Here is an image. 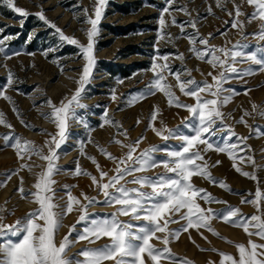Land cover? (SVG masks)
Instances as JSON below:
<instances>
[{
  "label": "rangeland",
  "instance_id": "rangeland-1",
  "mask_svg": "<svg viewBox=\"0 0 264 264\" xmlns=\"http://www.w3.org/2000/svg\"><path fill=\"white\" fill-rule=\"evenodd\" d=\"M14 3L17 7L25 9L29 15L22 18L7 6L5 0H0V39L10 37L5 40V52L0 53V88H3L5 95L12 100V103H9L0 97V111L13 126L9 129L0 125V180H5L6 175L11 171L19 170L21 164H29L32 167L31 171L20 170L18 175L12 176L6 186L0 187V206L14 211V215L5 214L4 223L8 225L37 207L31 202V196L22 199L17 189L20 187V177H23L25 193L36 191L33 185L37 174L46 168L47 162L38 156L18 159L15 149L6 146L2 137L11 133L14 137L34 142L35 145L43 148L44 154H47L45 141L50 137L46 133L57 132L55 124L44 116L51 112L47 101L51 100L59 106L65 97L70 98L78 87L76 81L85 64L78 47L62 42L55 29L41 21L35 13L43 11L46 19L60 28L64 35L86 45L88 42L86 32L91 28L86 21L88 18H95L98 0H14ZM234 3L240 5L244 13L238 18L243 22V28L231 27L236 19L233 0H226L223 8L216 6V0H172L170 5L166 0H107L98 25L99 33L94 38L96 64L81 100L86 108L77 109V116L69 121L68 138L57 150L59 159L56 163L60 171L53 177L56 181L53 187L57 204L61 207L65 205L67 196L64 185H69L74 186L70 188L72 195L80 198L82 203H85L81 196L82 192L101 201L88 208L90 219L93 216H110L116 211L118 206L102 203L104 197L92 185L89 177L73 175L78 162L82 169L91 172L99 179L96 166L87 158L89 156L95 157L109 177L114 174L115 163L102 155L97 145L120 157L127 152V149L113 143V139L128 144L144 137L137 152L155 145L161 149L155 156L157 159H163L166 158L164 155L166 151L179 150L182 143L180 140L162 141L148 127L154 107L160 112L156 121L157 127H160L159 122L162 120L169 128H179L181 133L190 134V130L182 124L190 114L184 108L169 106L164 93L155 88H153L154 95H148L147 98L129 106L128 101L139 93L147 92L156 79L152 71L153 63L167 64L168 68L156 70L164 77L162 83L171 85L180 102L195 104L194 98L180 92L175 74L179 73L182 81L193 78L198 82L207 80L212 83V77L208 73L216 75L220 71L219 67L214 69L206 62L208 57L205 60L198 59L191 51L193 47L201 50L206 47L199 43L200 37L208 39V45L216 48L231 49L233 45L240 44L246 45L239 49L246 54L256 52L258 56L264 55V52L260 51L264 49V40L256 35L260 31L261 22L258 19L248 21V16L254 11V7L249 6L246 0H234ZM166 6L169 7V12L163 13L165 26L162 28L159 19L162 9ZM209 7L212 9L211 12L208 11ZM181 8H186L187 14L181 11ZM229 12L233 15L229 16ZM173 17L176 20L175 25L171 23ZM189 21L195 22L196 27H191ZM180 25H183V31ZM210 33L211 37H209ZM190 37L196 39L195 44L190 42ZM44 53H47V56ZM181 54L182 60L179 58ZM217 55L221 54L217 53ZM163 56H168L169 59L165 61L161 58ZM235 66L241 71V76L231 75L224 84L225 89H233L235 94L231 102L221 108L225 120L222 124L217 122L216 128L219 130L209 139L216 147L223 146L225 142L238 143L240 137H247L246 144L251 150L238 152L237 155L252 156L255 167L246 159L244 161L237 159L235 162L242 171L254 172L257 180L254 181L237 173L232 166L233 160L229 159L226 153L210 150L205 154V160L209 165H214L217 160L221 161L218 166L210 167L212 176L226 182L232 191H226L200 176H193L192 183L198 188L206 189L218 200L227 202L209 205L198 200L202 207L217 210H226L229 206L237 207L244 216L248 217L258 214L257 209L252 204L241 203L242 196L249 200L253 199L257 187L264 194V117L258 115L259 112L264 111V72L259 71L258 65L247 60H238ZM249 69H252L254 74L243 75ZM9 71L13 74L11 85L7 83ZM206 98L211 97L206 96ZM253 104L257 106L255 112L252 108ZM13 105L21 113L20 118L13 112ZM245 110L251 113L244 117L248 126L238 122ZM105 112L109 119L122 126L119 130L111 124L100 126L104 123ZM21 119L30 127H25ZM137 120L140 123H137ZM84 123L88 124V128L84 127ZM228 126H231V131ZM122 130H127V139L119 134ZM233 132L235 135L232 134ZM89 133L91 143L88 142ZM81 141L85 145V155H81L80 152ZM200 147L203 148L202 145ZM163 172L164 169L160 166L137 175L154 177ZM127 179L131 180L132 177ZM127 187L137 186L128 184ZM144 190L150 191L147 188ZM261 210L264 211V202L261 204ZM79 215L77 210L64 218V227L56 236L57 242L68 234L69 227L76 224ZM120 219L128 221L129 217L121 216ZM133 223L139 225L142 222L133 221ZM183 223L181 221V224ZM211 225L232 243L219 239L206 229H201L200 232L207 237L205 240L195 229H189V232L182 233L178 240L170 242L169 247L174 257L177 260L181 258L190 260L193 264H209V262L220 264L222 259L220 252L238 258L235 245L241 243L247 245L248 235L241 228L225 224L218 218L213 219ZM84 226L83 223L76 224L77 232ZM180 226V224H171L170 228L178 229ZM189 234L195 244L189 239ZM75 236L76 232L71 238L74 239ZM251 239L257 243H264V240L256 236H252ZM107 243H109L107 238L94 244L79 241L68 250L67 254L72 257L85 248H97ZM152 243L157 248L164 247L159 240L153 239ZM213 248L217 251L213 252ZM161 264H169V262L162 260Z\"/></svg>",
  "mask_w": 264,
  "mask_h": 264
},
{
  "label": "snow or ice",
  "instance_id": "snow-or-ice-1",
  "mask_svg": "<svg viewBox=\"0 0 264 264\" xmlns=\"http://www.w3.org/2000/svg\"><path fill=\"white\" fill-rule=\"evenodd\" d=\"M5 2L9 8L22 18L29 15L25 9L17 7L14 0H5ZM106 2L107 0H98L95 7V18H88L86 21L91 25V28L86 32L88 41L86 45L81 44L73 37L64 35L60 28L46 19L43 11L35 13L41 21L55 29L62 42L78 47L79 54L83 57L85 64L79 79L76 81L78 87L70 98L65 97L59 106L51 100L47 101L51 112L44 114V116L54 123L57 129L55 134L46 133L50 137L45 141V147L48 148L47 154H44L43 148L35 145L34 142L14 137L11 133L2 137L6 146L15 149L18 159L24 160L25 156L28 159H31L32 156H38L47 162V166L37 174L36 182L33 185L36 189L34 192L25 193L23 177H20V187L17 191L22 199L31 196V202L37 205L35 209L18 218L13 224L8 225L4 223L5 214L14 215V211L7 209L5 206H0V264H109V262L110 264H149V261L151 264H161L162 260H167L169 264H193L192 261L184 258L177 260L169 247L170 242L178 240L181 234L188 233L189 229H195L202 238L207 240V237H204L203 233L200 232L201 229H206L219 239L232 243L212 227L211 221L217 218L232 227L241 228L249 237L247 245L243 243L235 245L238 250V258L220 252L219 255L222 257L220 264H225V262L227 264H264V243H257L251 239L252 236H256L260 240H264V211L261 210L264 194H262L259 187H257L253 199L249 200L243 196L241 198V203L252 204L257 209L258 214L246 217L237 207L229 206L226 210L202 207L198 200H202L209 205L212 203L226 204L227 202L218 200L206 189L198 188L192 183L193 176H200L226 191H232L226 182L217 180L212 176L209 170L210 167L218 166L221 161L217 160L214 165L210 166L208 161L205 160V154L210 150L226 153L229 159L233 160L232 166L237 173L254 181L257 180L254 172L242 171L235 162L237 159L241 161L246 159L255 167V160L252 156L241 157L237 155L238 152L251 150L250 146L246 144L247 137H240L238 143L225 142L223 146L217 145L216 147L209 139L219 130L216 128L217 122L219 121L222 124L225 120V114L221 111V108L230 103L235 94L233 89H225L224 84L230 79L231 75L241 76V71L235 66L238 60L250 61L259 66V71L264 72V55L258 56L256 52L246 54L244 51L239 50L246 47V45H233L231 49L216 48L208 45V39L199 38V43L206 47L203 50L193 47L191 51L195 53L198 59L205 60L208 57L206 62L214 69L219 67L220 71L216 75L211 72L208 73L212 77V83L207 80L198 82L193 78L182 81L180 74H175L180 92L185 96L194 98L195 104L180 102L171 85L162 83L164 77L156 70L157 68H168L167 64L158 65L153 63L152 71L155 73L156 79L147 92L132 97L128 101L129 106L147 98L148 95H154L153 88H155L164 93L169 106L184 108L190 114V117L182 121L183 126L190 130V134L181 133L179 128H169L162 120L159 122L160 127H157L156 121L160 112L158 108L154 107L148 127L162 141L180 140L182 143L179 150L166 151L164 153L166 158L157 159L155 154L161 151L158 146L153 145L137 152L144 137L128 144L113 139V143L127 149V152L120 157L112 155L106 148L97 145L99 152L115 163L112 176L109 177L108 173L102 170L95 157H87L96 166L99 179L91 172L82 169L77 162L73 175L89 177L92 185L102 193L104 197L102 203L108 206H118L115 212L111 213L110 216H93L90 219L88 208L101 201L82 192L81 196L85 201V203H82L80 198L72 195L70 188L74 186L69 185H64L67 196L65 205L61 207L55 202L56 192L53 186L56 181L53 177L60 171L56 163L59 159L57 150L68 138L69 121L77 116V109L86 108L81 100L86 85L90 82L93 67L96 64L94 38L99 33L98 25ZM225 2L226 0H216V6L223 8ZM166 3L170 5L172 0H166ZM246 3L254 7V11L248 16V21L258 19L261 22L260 31L256 35L259 39L264 40V0H246ZM233 4L236 19L232 22L231 27L243 28V22L238 18L244 13L241 6L236 5L234 0ZM180 10L185 11L187 14L186 8ZM208 11H212L211 7ZM168 12V6L162 9L159 19L162 28L165 26L163 13ZM228 14L229 16L233 15L232 12ZM21 23H23V20H21ZM171 23L176 24L174 17ZM189 24L193 28L196 27L195 22L189 21ZM180 27L183 31V25H180ZM209 37H211V33ZM7 39H10V37L0 39V53L5 52V40ZM189 39L192 44L196 43L195 38L190 37ZM260 51L264 52V49ZM217 53L221 55H217ZM44 55L47 56V53H44ZM161 58L165 61L169 59L168 56ZM179 58L182 60L183 55L181 54ZM252 74H254L252 69L243 73V75ZM12 75L9 71L7 79L9 85L12 83ZM188 75L190 76L191 73L189 72ZM206 96L211 98H206ZM0 97L12 103L11 97L5 95L3 88H0ZM115 98V94H113V99ZM252 108L255 112L257 106L253 104ZM13 112L18 118L21 117V113L15 105H13ZM248 115H251V113L245 110L238 122L248 126L244 119ZM258 115L264 117V111L259 112ZM21 123L25 124V127H30L23 119H21ZM137 123H140V121L137 120ZM106 124H111L117 127L118 130L122 127L118 122L109 119L107 112L104 115V123L100 126L104 127ZM0 125L9 129L13 127L6 120L2 111H0ZM84 127L88 128V124L84 123ZM228 129L231 131V126H228ZM119 134L126 139L128 138L127 130H122ZM232 134L235 135L234 132ZM88 142H92L90 133ZM242 144L243 147H241ZM201 145L203 148L200 147ZM84 147V142L81 141V155H85ZM160 166L163 167L164 172L154 177L137 175ZM31 167L29 164H21L19 170L11 171L6 175L5 180H0V187L6 186L12 176L18 175L20 170L28 169L31 171ZM128 177H132V179L128 180ZM128 184L137 187L129 188L127 187ZM146 188L150 191H145ZM77 210L80 215L76 224L83 223L85 226L77 232L76 224L71 225L68 234L57 242L56 236L59 230L64 227V218ZM121 216L129 217V220H121ZM133 221L142 223L137 225ZM181 221L184 223L181 224ZM171 224H180L181 226L178 229H172L170 228ZM74 232H76V236L73 239L71 237ZM158 233L163 235L158 236ZM103 238H107L109 243L97 248H85L72 257L67 254L68 250L79 241H88L89 244H94ZM153 239L159 240L164 247L157 248L152 243ZM189 239L195 244L190 234ZM197 247L199 246L197 245ZM200 250L205 251L206 249ZM212 251L216 252L217 250L213 248ZM209 264H212V262H209Z\"/></svg>",
  "mask_w": 264,
  "mask_h": 264
}]
</instances>
